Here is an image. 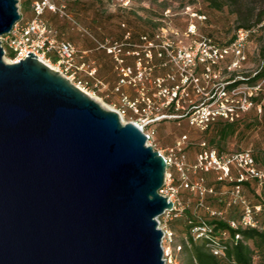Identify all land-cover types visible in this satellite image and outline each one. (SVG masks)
Segmentation results:
<instances>
[{"label":"water","instance_id":"obj_1","mask_svg":"<svg viewBox=\"0 0 264 264\" xmlns=\"http://www.w3.org/2000/svg\"><path fill=\"white\" fill-rule=\"evenodd\" d=\"M0 0V36L21 19ZM0 42V264H165L167 162L133 122Z\"/></svg>","mask_w":264,"mask_h":264},{"label":"built area","instance_id":"obj_2","mask_svg":"<svg viewBox=\"0 0 264 264\" xmlns=\"http://www.w3.org/2000/svg\"><path fill=\"white\" fill-rule=\"evenodd\" d=\"M187 9L190 18L183 34L187 42L179 38L180 33L177 30L169 31L166 27H161L153 35L142 34L138 41H134L132 33L127 31L124 36L126 42L111 43L108 39L103 43L98 42L99 48H105L116 61L118 81L114 92L120 94V100L119 105L114 104L112 110L119 114L123 122H133L139 126L146 134L149 145H152L155 133L151 129L145 131V127L163 120L167 115L160 111L164 108L179 109L182 101L188 100L190 104L186 113H190L191 123L206 128L218 117L230 121L240 117L255 106L254 98L262 90L261 82L242 83L230 88L231 81H218L219 73L215 68L229 56H232L233 60L228 68H239L246 60L248 37L264 26V20L251 29L244 27L237 29L234 39L222 46L210 36L197 37L198 22L206 20L207 16L191 10L190 7ZM32 10L33 16L30 19L24 20L21 16L9 33L0 36L4 59L9 63H17L30 56L29 52L34 53L39 60L58 71L88 95H92L90 90L105 87L102 80L97 77V68L86 60L88 52L80 50L68 39H61L45 18L48 12H52L72 20V15L66 12V6L59 5L55 0H35ZM10 53L13 54L12 57ZM129 57H133V60L130 61ZM155 58L161 62L153 64ZM169 65L172 69L167 73L153 75L155 68ZM200 71L202 73H199ZM124 87L132 89L136 97L124 92ZM190 89L200 97L196 100L190 98ZM130 112L139 116L135 120L126 121L125 118ZM164 157L167 170L160 193L173 202V208L163 213L167 217L165 222L173 219L184 209L179 198V188L197 194L201 200L200 205L205 207L209 214L223 217L224 213L221 210L211 208L203 200L207 195L218 196L217 190L207 186L202 177L192 179L182 158L174 160L172 156ZM173 165L180 173L179 186L173 183V174L169 171V167ZM192 168L195 173L214 172L219 181L234 183L226 193L229 194L232 204L242 207V214L238 220L229 221L231 227L264 229L257 217L263 209L264 169L258 165L251 150L243 149L219 154L216 149L205 148L197 154ZM246 183L255 185L261 202L254 203L245 195ZM157 221L163 231L162 247L165 264H177L172 250L174 232L166 223L158 218ZM209 231L211 227L204 223L193 228L192 234L194 239H198L209 237ZM223 236L227 237V232H224ZM240 238H242L241 234L235 235V239ZM208 246L213 254L224 256V247L216 240L209 241Z\"/></svg>","mask_w":264,"mask_h":264},{"label":"rangeland","instance_id":"obj_3","mask_svg":"<svg viewBox=\"0 0 264 264\" xmlns=\"http://www.w3.org/2000/svg\"><path fill=\"white\" fill-rule=\"evenodd\" d=\"M35 0H18V9L24 20L33 16L32 6ZM59 5L66 6V12L72 15L73 19L61 16L58 13L48 12L45 18L49 24L57 31L61 39L72 41L80 50H86L87 57L92 66L97 68V77L102 80L105 87L90 90V95L99 102L104 108L113 109L114 104L119 105L114 87L118 81V74L115 70V59L105 48H99L98 42L109 40L111 43L126 42L124 36L127 31L133 35L134 41H138V35L156 32L161 27L171 30H177L184 42L188 40L183 36L186 31L190 15L186 12L188 7L191 10L201 12L207 16L206 20L199 21L198 35L212 36L220 44L227 43L235 35L238 25L243 21L234 11V7L226 4L222 9H216L207 0H55ZM264 0H244L246 12L255 9L257 12L263 5ZM173 38H175L173 36ZM264 46V26L256 32H252L247 40L246 60L239 68L229 69L233 58L229 56L222 61L215 70L219 73L218 81H232L246 76L253 75L261 65V49ZM130 61L133 57L128 58ZM161 60L154 59L153 64H159ZM172 69V66L157 67L153 75H161ZM199 73H202L201 71ZM262 90L255 98V106L244 112L238 120L237 131L225 141L212 142L213 130L205 133V129L196 124H192L190 113L186 111L189 108L190 101L184 100L179 109L164 108L160 112L167 116L156 123L145 127V131L154 130L155 138L152 145L156 150L161 151L164 156L185 162V168L192 179L203 176L200 171L194 172L192 165L196 161L197 154L201 151L204 143L206 146H214L219 151L229 153L243 149H251L256 154L264 169V80ZM125 88V87H124ZM123 88V89H124ZM127 88V87H126ZM129 88V87H128ZM115 93V94H114ZM118 94V93H117ZM131 97H136L133 93ZM190 98L198 99L195 92L189 90ZM260 106V107H259ZM139 115L132 112L128 113L125 120H135ZM217 119H224L218 117ZM212 120L211 122L215 121ZM230 121V120H229ZM186 136V137H185ZM181 143V144H179ZM180 147L182 150H180ZM173 174V183L180 185V173L173 165L169 167ZM204 183L207 186L217 187L225 190V184H219L216 174L211 172L204 175ZM217 189V190H218ZM245 193L256 201L257 197L251 192V187L245 188ZM179 198L181 206L184 208L173 219H168L166 214L158 217L167 227L174 232V242L172 243L173 255L177 264H192L190 249H185L189 234L187 233V220L190 216L208 215L205 207L198 203L200 197L185 188H179ZM205 203L216 210H230L226 204L220 202L214 195L204 197ZM252 245V242L249 241ZM256 264H264V260L259 255L254 257Z\"/></svg>","mask_w":264,"mask_h":264},{"label":"trees","instance_id":"obj_4","mask_svg":"<svg viewBox=\"0 0 264 264\" xmlns=\"http://www.w3.org/2000/svg\"><path fill=\"white\" fill-rule=\"evenodd\" d=\"M140 1V0H139ZM210 5H212L216 9H222L226 4H230L234 7V11L237 13L239 18L243 21L237 27L239 28H247L251 29L252 27L260 24L264 20V2L262 7L255 12V9L250 10L251 12H246L244 0H207ZM201 13V12H200ZM152 33H145L148 35H153ZM144 34V33H143ZM142 34L138 35L139 37ZM251 35V34H250ZM138 37V38H139ZM212 37V36H210ZM235 35H233L230 40L225 44H220L213 37L214 41L219 45H227L233 39ZM250 37V36H249ZM248 37V38H249ZM11 57L12 53L9 54ZM261 57L262 62L258 70L250 76H246L240 79H234L229 84V87L232 88L242 83L255 84L264 80V46L261 49ZM256 101H259V98H254ZM238 120L229 121L224 119H217L213 122H210L205 129V133H208L210 130H213V135L211 141L214 143L216 141L222 142L228 139L230 136L234 135L237 131ZM205 148L216 149L219 154L225 153L219 151L214 146H202L201 151ZM251 150V149H249ZM252 151V150H251ZM258 165L262 167L259 158L252 151ZM211 172H201V174L207 175ZM201 176L202 178H204ZM219 184H225V190H220L217 187H214L219 193L216 198L220 202L226 204V207L230 210V213L227 214V211H222L224 213L223 217L213 216L208 213L207 216H190L187 220V233L189 234L187 243H185V249H190L192 252L191 255V263L192 264H256L254 261V257L259 255L262 260H264V229L259 228H233L230 226V220H238L242 214V207L239 205H235L231 203V198L228 192L231 187L234 185L233 182L229 181H219ZM246 187H251V192L253 195L257 197L256 201L252 202H261L258 193L256 192L255 185L252 183H246ZM225 192V193H222ZM245 195L251 200V198L245 193ZM204 200V199H203ZM200 201V199H199ZM201 202V201H200ZM200 202L198 203L200 205ZM205 202V201H204ZM207 204V203H206ZM202 206V205H200ZM259 218L261 225L264 227V202L263 209L257 215ZM207 224L211 227V231L208 232L209 237H202L198 239H194L192 234L193 228L197 226H202L203 224ZM227 232L228 236L224 237L223 233ZM241 234L242 238L235 239L236 234ZM216 240L219 244H221L224 252V256H217L212 253L210 247L208 246V242ZM249 241L252 242V245L249 244Z\"/></svg>","mask_w":264,"mask_h":264},{"label":"crops","instance_id":"obj_5","mask_svg":"<svg viewBox=\"0 0 264 264\" xmlns=\"http://www.w3.org/2000/svg\"><path fill=\"white\" fill-rule=\"evenodd\" d=\"M86 60H87L88 62H91V61H89L88 57H86ZM83 75H84V74H83ZM123 91H124V92H127V93H130L131 95H133V91H132V89H130V88H128V87H127V88L125 87V88L123 89ZM114 94H115V93H114ZM116 96H117V98H118L117 100L119 101V100H120V94H119V93H118V94L116 93Z\"/></svg>","mask_w":264,"mask_h":264}]
</instances>
